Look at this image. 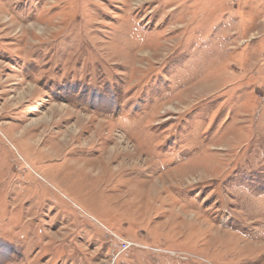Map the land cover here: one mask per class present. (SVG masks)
Listing matches in <instances>:
<instances>
[{"label":"rangeland","instance_id":"374dc122","mask_svg":"<svg viewBox=\"0 0 264 264\" xmlns=\"http://www.w3.org/2000/svg\"><path fill=\"white\" fill-rule=\"evenodd\" d=\"M0 264H264V0H0Z\"/></svg>","mask_w":264,"mask_h":264},{"label":"built area","instance_id":"2783aa9c","mask_svg":"<svg viewBox=\"0 0 264 264\" xmlns=\"http://www.w3.org/2000/svg\"><path fill=\"white\" fill-rule=\"evenodd\" d=\"M122 242L127 246V248H128L129 246H131V244H132L131 242H128V241H125V240H123Z\"/></svg>","mask_w":264,"mask_h":264},{"label":"bare ground","instance_id":"6f19581e","mask_svg":"<svg viewBox=\"0 0 264 264\" xmlns=\"http://www.w3.org/2000/svg\"><path fill=\"white\" fill-rule=\"evenodd\" d=\"M75 132V131H74ZM118 151H119V149H118ZM121 151V150H120Z\"/></svg>","mask_w":264,"mask_h":264}]
</instances>
